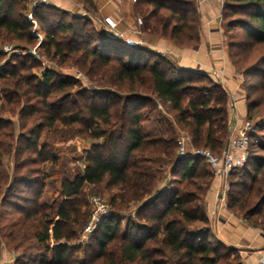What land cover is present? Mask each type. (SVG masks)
<instances>
[{
	"label": "trees",
	"instance_id": "1",
	"mask_svg": "<svg viewBox=\"0 0 264 264\" xmlns=\"http://www.w3.org/2000/svg\"><path fill=\"white\" fill-rule=\"evenodd\" d=\"M81 1L89 12L94 11L93 0ZM34 2L0 0V39L13 34L32 42V28L37 26L45 34L39 47L48 56L58 57L61 63L70 61L96 86L106 82L117 91L80 89L79 77L51 68L42 72V78L22 73L35 67L27 65L35 60L32 55L19 65L8 63L0 69L4 100L15 106L10 110L25 98L28 107L26 111L22 107L25 112L20 115L26 119L23 127L35 114L39 120L28 134L14 138L8 121L0 119V207L19 214L6 237L14 251L24 248L21 261L16 258L14 264H94L98 260L97 264H168V259L175 264H221L228 259L234 249L213 238L204 209L213 177L206 162L198 156L179 158L174 133L149 136L142 110L146 104L153 105L149 112L157 103L166 105L175 122L188 129L194 146L220 154L231 132V96L226 87L146 46H129L109 37L89 17ZM29 3L27 18L22 10ZM134 10L143 19V32L168 38L180 47H198L197 0H136ZM222 20L229 34V57L243 76L247 118L264 120V0H226ZM255 77L260 81L251 83L249 79ZM124 86L127 89L122 90ZM55 92L63 94L54 97ZM33 99L40 107L30 103ZM58 124H78L77 132L83 130L92 142L82 170L64 178L59 197L50 202L43 199L47 174L38 164H54L57 156L47 141L39 142L44 129L50 134ZM256 125L263 126L258 121ZM261 144L258 135L251 138L249 158L240 169L247 167ZM11 150L15 159L9 172L3 159ZM257 159L254 174L229 181L227 206L264 231V158ZM154 162L159 165H150ZM176 176L183 186L167 196L162 187ZM87 184H105L116 191L108 200L113 212L93 231L95 245L82 247L74 242L88 222L83 194ZM132 203L138 207L136 216L152 211L144 222L129 220L121 229L116 212ZM197 222L203 225L193 227ZM81 251L91 252L90 259H80Z\"/></svg>",
	"mask_w": 264,
	"mask_h": 264
},
{
	"label": "rangeland",
	"instance_id": "2",
	"mask_svg": "<svg viewBox=\"0 0 264 264\" xmlns=\"http://www.w3.org/2000/svg\"><path fill=\"white\" fill-rule=\"evenodd\" d=\"M76 2L80 3L83 7H85V4L81 0H76ZM31 6L32 5L29 3L28 9L22 10V12L27 16V18L30 17ZM54 20L55 18H53V21ZM34 27L32 28V34L35 36V40L32 42H28L25 39H18L13 34H9L7 39H0V69H3L8 63L12 65L14 64L19 65L20 61H24L25 59H27L28 55H32L35 60L34 61L28 60L27 65H31L33 63L35 67L29 69H22L21 70L22 73L25 74L32 73L36 75L38 78H42V72L47 68H51L60 74H64V73L79 74L80 76L78 77L81 79V84H82L80 89L90 88L91 86H94L95 89H106L110 91L112 90L117 91L114 86H110V84L106 82L102 84L103 85L102 87L96 86L90 81V79L86 75H84L81 71L78 70L77 66L73 65L70 61L61 63L58 57L48 56L45 53V51L39 47L40 42L45 39V36L42 38V36L39 35L40 32L36 30ZM143 34L144 33L140 34L139 38H141V35ZM143 40L144 42L147 43V39H143ZM6 46L10 48L5 49ZM144 46L148 47L147 45ZM164 54L166 55L167 53ZM13 56H14V60H12ZM166 57L168 56L166 55ZM240 76L243 83V76L242 75ZM249 81H251V83H258L260 81V77L250 78ZM2 89H3V84L0 81V119L4 121H8L7 123L10 124L8 126L9 130L12 129L15 133L14 138H16L20 133H23L24 135L28 134V128L32 126L34 121L36 123L39 122V120L36 118L37 115L35 114L36 116L33 115L32 117H30V120L27 121L26 126L23 127L22 121H25L26 119L21 120L20 115L22 113L24 114V112L27 110L25 108L28 107L24 105L25 98L22 99L23 102L21 101V103L18 104V106L15 109H13V111H11L10 110L11 107L14 108L15 106H13V104L7 103V101L4 100V92L2 91ZM125 89H127V86H124L122 90ZM54 94H55L54 97H61L63 93L55 92ZM30 103L32 104L35 103L37 107H40V104L35 102V99H33ZM152 106H153L152 104H146L142 107V110L145 112L144 126L149 136H157L161 134L169 136L174 133L176 139L180 138L181 136H186L187 141L192 143L188 129L175 122L174 112H171L166 105L164 106L159 103H157V106L155 109H153V111L149 112L148 110ZM22 107H24L25 111L24 110L22 111ZM246 119L251 120L255 124L256 121H258L259 123L262 122L263 125L262 127L259 128V126L256 125L257 135L260 137L262 143L261 148L259 147L256 150L255 155L252 156L246 168L238 169L232 172L233 174L230 175L228 183L231 180H238V179L246 180L245 175L247 173L249 176L254 174L253 167L259 161L257 157L258 156L262 157V161L264 158V120H262V118L260 117L246 118ZM78 128L81 129V127L78 124H75L72 127L69 126L66 127L63 126L62 124H58V128L55 129L54 131L52 130L50 134H48L46 129H44L41 133L39 143H42L43 141H47L49 143V150L53 151L57 156V161L54 164H52L51 162L38 164L44 167L43 168L44 174H47L46 187L44 188V192H43V199L45 200L51 202L54 198L59 197L61 181L67 177L73 178L75 173L82 170V168L84 167V158L86 155V150L90 147L92 140L86 136V133L83 130L77 132ZM0 139L2 140V137ZM14 142L15 141H13V148L15 146ZM6 143L5 146H7ZM202 146L203 145H201V147ZM26 153L24 154V157L25 155H27ZM14 159H15L14 150H11L9 154L4 156L3 159L4 169H7L9 172H12ZM150 165L158 166L159 164L157 162H154V163H150ZM207 168L209 169L208 166ZM212 175L214 177L213 173ZM213 177L211 178L212 180ZM169 185L170 186L172 185V187L183 186V183L180 180V176H176L173 179H171ZM168 189H171V187H169ZM228 189H231L230 185H228ZM114 191H116L115 188L109 187L105 184L85 185L83 189V194L85 199L84 210H86L88 220L90 217V212L92 210V197L94 195H100L108 201L111 193H113ZM222 193L225 194L226 197L228 196V190L224 192L222 189ZM137 208L138 207L132 203L130 204L129 207L122 210H118V212H116L117 214L116 217L121 220V224H120L121 229L127 225L129 220L135 221L137 223L144 222L145 215H147L152 211V208H150L147 209L146 212H143L141 215L136 216ZM5 211H6L5 207H0V250L2 247L8 248L12 253L11 264H14L16 258L19 259V261H21V251H23L24 248H21L19 250L20 252L14 251V249H12V242L8 240L6 234L9 232L12 226L11 224L15 221V219L19 216V214L13 212H5ZM112 212H113V208H112ZM236 213L240 214L239 210ZM201 225H203L201 222H197L192 226L199 227ZM83 230L80 232L79 238L74 243H79L82 245V247L91 244L95 245V240L93 239L92 236L93 233L84 234ZM29 252L30 251H28L27 253ZM35 252L36 251H34V253ZM89 257H91V252L81 251L79 253L80 259L87 260L90 259ZM238 260H239V255L236 252H234L228 259L222 260L221 264H237ZM1 261L2 260L0 255V264ZM98 262L99 260L94 264H97ZM167 263L175 264L171 259H168ZM2 264H6V263L2 262ZM134 264H140V262Z\"/></svg>",
	"mask_w": 264,
	"mask_h": 264
},
{
	"label": "crops",
	"instance_id": "3",
	"mask_svg": "<svg viewBox=\"0 0 264 264\" xmlns=\"http://www.w3.org/2000/svg\"><path fill=\"white\" fill-rule=\"evenodd\" d=\"M94 11L89 12L76 0H54L52 5L67 9L76 15L92 19L97 28L105 15H112L120 21V26L131 35L136 25L137 15L132 0H93ZM226 0H197L200 13V43L198 47L176 45L172 40L145 32L141 38L147 39L148 48L167 53L169 59L179 66L203 72L213 80L221 82L230 93L229 121L230 129L240 125L247 118L246 94L236 68L228 52L229 34L225 31L222 10ZM86 13V14H85ZM42 38L44 33L34 27ZM41 38V40H42ZM161 104V103H159ZM171 187V189H168ZM171 196L176 187H162ZM204 209L209 218L212 236L234 249L239 255L237 264H264V231L252 226L240 214L227 206V197L222 193V180L214 176L204 196ZM1 264H11L12 253L2 247Z\"/></svg>",
	"mask_w": 264,
	"mask_h": 264
},
{
	"label": "built area",
	"instance_id": "4",
	"mask_svg": "<svg viewBox=\"0 0 264 264\" xmlns=\"http://www.w3.org/2000/svg\"><path fill=\"white\" fill-rule=\"evenodd\" d=\"M53 1L54 0H36L34 5L38 3L52 5ZM142 23V17L137 16L136 25L131 28L130 35L121 28L120 21L114 16L105 15L100 20V24L106 35L113 39L120 40L129 46L147 45L143 39L139 38V35L143 33L141 30ZM8 48L10 47H5V49ZM161 54L165 55L164 53ZM73 75L77 77L80 76L76 73ZM254 135H257L256 124L249 119H245L240 125H234L229 135L228 148H224L220 154H215L205 147H196L192 145V143L187 141L186 136H181L177 139V152L178 155L198 156L203 158L214 176L221 178L222 189L226 192L228 190V178L231 172L243 167L249 158L250 142ZM111 212L112 208L109 202L100 195H94L92 197V210L90 212V217L84 226V234L93 233L100 221L110 215Z\"/></svg>",
	"mask_w": 264,
	"mask_h": 264
},
{
	"label": "water",
	"instance_id": "5",
	"mask_svg": "<svg viewBox=\"0 0 264 264\" xmlns=\"http://www.w3.org/2000/svg\"><path fill=\"white\" fill-rule=\"evenodd\" d=\"M105 32V31H104ZM228 145H229V141H227L226 145H225V149L228 148ZM185 156H189V155H178L179 158L181 157H185Z\"/></svg>",
	"mask_w": 264,
	"mask_h": 264
}]
</instances>
